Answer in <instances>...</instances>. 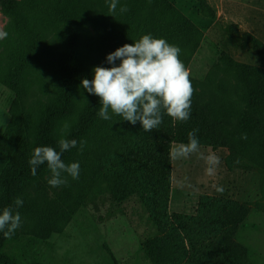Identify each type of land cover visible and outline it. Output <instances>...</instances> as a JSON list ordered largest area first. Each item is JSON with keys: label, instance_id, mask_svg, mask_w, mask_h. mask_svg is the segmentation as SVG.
Returning a JSON list of instances; mask_svg holds the SVG:
<instances>
[{"label": "rangeland", "instance_id": "374dc122", "mask_svg": "<svg viewBox=\"0 0 264 264\" xmlns=\"http://www.w3.org/2000/svg\"><path fill=\"white\" fill-rule=\"evenodd\" d=\"M166 1L201 31L199 40L191 38L185 42H175L181 49L180 59L190 72V79L194 82L192 85L205 98H217L227 106L226 113L234 115L228 128L237 132L248 115L244 108L247 89L237 73L230 69L229 61L224 56L242 65L264 68V0H205L215 14L214 18L199 8L196 0ZM144 4L149 11L148 0ZM63 11V6L57 0L32 1L34 22L31 24L43 33L44 39L33 63L18 74L22 113L28 127L30 158L33 149L40 146L41 126L47 112L62 104L68 70L73 60L92 63L105 55L97 52L99 40L95 33L79 31L68 24L63 18ZM148 11L144 13L149 15ZM9 21L0 11V30L8 33L6 39L0 40V54L5 66L10 64V69L14 70V63L23 59L24 40L20 31L23 28ZM244 34L255 38L260 56L251 47H245L242 40ZM116 63L119 64V61ZM69 83L71 109L69 115L54 126L56 143L62 135L63 124L67 122L70 125L66 135L70 139L93 104L92 95L79 87L80 78L75 77ZM14 100V92L0 84V137L11 143L16 141L10 115ZM96 105L99 109V98ZM111 115L110 120L99 117L101 131L98 138H81L64 161L79 163L78 179L65 174L64 185L49 187L51 174L46 170L42 186L46 188V201L50 206L40 214L51 224L22 218L18 229L19 243L12 244L8 249L11 256L22 263L151 264L139 236L156 237L160 234L150 224L148 213L137 197L115 199L111 180L102 174L117 167L118 159L112 158L116 152L121 154L124 146L135 142L133 138L123 140L121 136L128 131L127 121H123L121 116ZM242 135H246L243 138L242 158L248 159L237 164L227 162L230 154L227 147L212 148L200 144V153H214L220 158V164L212 175L207 174L208 165L199 153L171 159L167 211L169 215L191 217L203 205L214 201L247 209L248 213L234 240L244 248L251 264H264V171L251 165L252 158H259L264 153L261 150V136L256 129L244 130ZM81 140L86 141L82 152L79 151ZM95 142L98 143V152ZM100 143L111 149V158L99 151ZM176 145L172 144L171 148ZM8 164V157L0 149V176ZM88 176L90 180L86 192L82 182ZM66 187L76 191L74 195L65 194V197H69L71 202L79 198V204L70 217L58 219L54 216L57 212L54 206L58 207L59 195L64 194ZM218 187H222L223 191H217ZM30 196L37 199L36 203L42 202L39 200L40 193H30ZM37 216L42 220L41 216Z\"/></svg>", "mask_w": 264, "mask_h": 264}, {"label": "trees", "instance_id": "16d2710c", "mask_svg": "<svg viewBox=\"0 0 264 264\" xmlns=\"http://www.w3.org/2000/svg\"><path fill=\"white\" fill-rule=\"evenodd\" d=\"M32 1L0 0L1 13L11 24L22 26L23 30L20 31L24 40L23 59L14 63V70L10 69V64L5 66L0 54V84L15 94L10 115L16 138V141L11 143L0 137V149L9 160L7 168L0 176V211L13 205L15 199L20 197L23 200L22 207L18 209L21 217L39 220L48 225L51 223L41 216L44 208L50 206L46 201V188L42 186V178L48 168L45 163L37 168L35 176L31 174L28 163V127L22 113L18 79V74L33 63L44 39L43 33L31 24L34 22L31 13ZM196 1L199 8L209 12L214 18L215 14L205 0ZM145 2L146 0H119L115 13H110L109 8H106L110 3L107 0H57L64 8L63 18L66 22L79 31L95 33L99 40L97 52L105 55L92 63L73 60L68 70V82L62 104L52 107L42 123L40 146H52L59 151L53 137V129L70 113L72 96L68 89L69 82L75 77L91 80V69L94 66L111 67L106 61L107 54L126 43L132 44L145 34L164 38L174 45L177 41L185 42L191 38L199 40L201 31L171 3L166 0H148V11L144 6ZM122 5H127L129 10L121 13L119 8ZM146 11L149 15L144 13ZM234 28L237 29V26L234 25ZM242 40L246 48L251 47L256 55H261L255 38L244 34ZM224 57L229 61L230 69L237 73L247 89L244 108L248 115L241 122L237 132L234 133L228 128L231 116L234 115L226 113L227 106L217 98H205L192 85L194 93L189 120L180 122L164 115L159 128L152 132H145L139 122L136 125L126 122L129 132L125 131L121 136L123 140L133 138L135 142L133 145L124 146L121 154L114 152L115 157H112L110 148L101 146L100 143L99 151L107 157L118 159L114 170L102 173L111 180L113 197L127 200L137 197L148 213L150 224L160 234L156 237L139 236L143 248L150 256L151 264H251L244 248L234 240L236 231L248 213L247 209L214 201L212 204L203 205L201 210L191 217L169 215L167 211L171 178L169 152L172 144L187 143L189 131L198 129L196 135L200 144L212 148L227 147L230 151L227 162L237 164L248 159L242 158L244 139L241 138V133L244 130L256 129L261 136V150L264 153V68L242 65L228 56ZM190 81L194 84L191 79ZM97 99V96L92 95L93 104L70 138L76 139L77 143L81 138L96 139L100 134ZM97 145L98 143V152ZM72 149L62 154L63 161L68 159ZM251 165L264 171V154L259 158H252ZM88 180L89 176L82 182L84 191L88 188ZM75 191L66 187L64 194L59 195L58 207L54 206L57 211L54 215L56 218H68L74 212L79 198L71 202L65 194L74 195ZM34 192L40 193L41 203H36L37 199L30 196V193ZM36 214L41 216L42 220ZM19 236L18 229L11 238H5L3 232H0V264H41L37 261L22 263L9 254L11 245H18Z\"/></svg>", "mask_w": 264, "mask_h": 264}, {"label": "clouds", "instance_id": "9594fccd", "mask_svg": "<svg viewBox=\"0 0 264 264\" xmlns=\"http://www.w3.org/2000/svg\"><path fill=\"white\" fill-rule=\"evenodd\" d=\"M118 3L119 0H110V13H115ZM128 10L127 5L119 8L121 13ZM7 36L6 31L0 30V40ZM180 53L181 49L177 45L168 43L164 38H156L152 34L142 35L132 44L126 43L107 54L106 61L111 67L94 66L91 69L92 79L82 78L79 87L99 98L97 115L103 120H110L111 114L118 115L132 125L139 122L145 132L158 129L164 115L185 122L190 119L194 88ZM69 128L67 122L62 126V135L57 141L59 151L52 146H38L33 149L28 161L34 176L40 165L47 164L51 174L48 184L51 187L64 185L65 174L72 179L79 178V163H65L61 158L65 151L77 147L76 139L66 138ZM197 132L198 129L189 131L187 143L172 147L169 157L176 160L199 153L208 165L207 174L212 175L220 164V158L214 153H200ZM241 138H246V135ZM85 144L86 141L79 142V151H83ZM217 191L222 192L223 188L218 187ZM22 205V198L17 197L13 205L0 211V232L5 238H11L21 227L22 217L18 209Z\"/></svg>", "mask_w": 264, "mask_h": 264}]
</instances>
